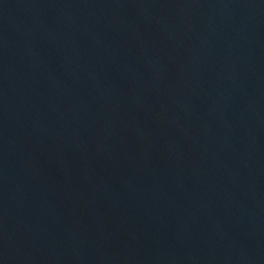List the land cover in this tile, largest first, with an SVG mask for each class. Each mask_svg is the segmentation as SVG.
<instances>
[{
  "label": "water",
  "instance_id": "water-1",
  "mask_svg": "<svg viewBox=\"0 0 264 264\" xmlns=\"http://www.w3.org/2000/svg\"><path fill=\"white\" fill-rule=\"evenodd\" d=\"M0 264H264V0H0Z\"/></svg>",
  "mask_w": 264,
  "mask_h": 264
}]
</instances>
